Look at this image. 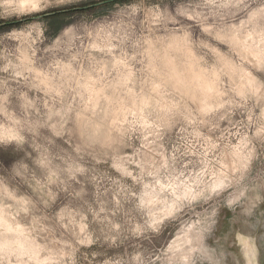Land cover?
Here are the masks:
<instances>
[{"label": "clouds", "instance_id": "1", "mask_svg": "<svg viewBox=\"0 0 264 264\" xmlns=\"http://www.w3.org/2000/svg\"><path fill=\"white\" fill-rule=\"evenodd\" d=\"M0 264H264V0H0Z\"/></svg>", "mask_w": 264, "mask_h": 264}, {"label": "rangeland", "instance_id": "2", "mask_svg": "<svg viewBox=\"0 0 264 264\" xmlns=\"http://www.w3.org/2000/svg\"><path fill=\"white\" fill-rule=\"evenodd\" d=\"M238 243L241 245V246H245L246 245V240L244 238H239L238 239Z\"/></svg>", "mask_w": 264, "mask_h": 264}]
</instances>
